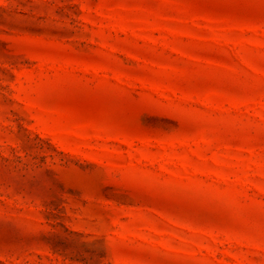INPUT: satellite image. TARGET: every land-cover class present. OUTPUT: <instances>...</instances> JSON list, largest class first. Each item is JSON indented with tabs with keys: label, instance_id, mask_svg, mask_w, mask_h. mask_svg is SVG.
Returning <instances> with one entry per match:
<instances>
[{
	"label": "rangeland",
	"instance_id": "1",
	"mask_svg": "<svg viewBox=\"0 0 264 264\" xmlns=\"http://www.w3.org/2000/svg\"><path fill=\"white\" fill-rule=\"evenodd\" d=\"M0 264H264V0H0Z\"/></svg>",
	"mask_w": 264,
	"mask_h": 264
}]
</instances>
